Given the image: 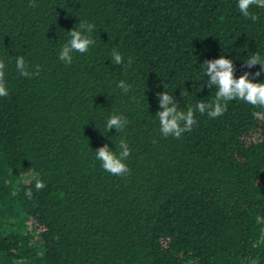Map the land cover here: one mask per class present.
Segmentation results:
<instances>
[{
  "label": "trees",
  "instance_id": "16d2710c",
  "mask_svg": "<svg viewBox=\"0 0 264 264\" xmlns=\"http://www.w3.org/2000/svg\"><path fill=\"white\" fill-rule=\"evenodd\" d=\"M33 2L0 0V264H264V109L196 112L179 138L156 117L159 92L185 112L214 100L205 60H232L236 78L260 70L243 65L264 59V8L250 6L253 23L238 0ZM80 21L95 44L69 65L59 52ZM18 56L39 74L21 76ZM122 139L129 172L115 176L96 150Z\"/></svg>",
  "mask_w": 264,
  "mask_h": 264
},
{
  "label": "clouds",
  "instance_id": "9594fccd",
  "mask_svg": "<svg viewBox=\"0 0 264 264\" xmlns=\"http://www.w3.org/2000/svg\"><path fill=\"white\" fill-rule=\"evenodd\" d=\"M253 5L264 8V0H238L239 11L245 18L255 23L259 18L249 11L250 6ZM35 6L33 0H30L29 7ZM94 27V24L80 21L79 29L75 27L71 31H68L70 39L62 46L59 52V59L70 65L73 61L74 52L87 53L89 47L95 44V40L90 35ZM111 60L117 66L124 62L123 56L116 49L112 50ZM15 63L17 71L23 77L28 78L39 74V66H37L36 72L30 71L23 56H18ZM132 63V58L129 57L126 68L130 67ZM258 64L261 66L259 71L254 74L246 71L239 78H236L235 65L232 60L225 56L214 60H205L203 66L205 75L209 78L207 79V86L209 88L215 86V98L208 103L200 101L194 106H189L186 112L178 110V104L173 95L168 94L166 91L157 93L160 111L157 112L156 117L160 123L161 133L165 137L174 136L175 138H179L182 133L190 131L196 123L194 118L196 112L200 114L207 112L209 117L216 118L227 111V104L232 100H241L255 108L264 109V82H253V79L260 77L264 73V59H261L258 53L253 54L244 61L243 67L251 69ZM5 67V63L0 61V97H6L9 94L5 85ZM250 77H253V79H250ZM118 87L125 93L130 90V85H127L123 80L119 82ZM252 116L254 118H261L264 116V112L253 111ZM127 123L128 121L125 117L112 115L107 119L106 128L108 131L115 128L119 132L125 128ZM116 148L118 149V153L113 152L105 144L96 150V158L102 162V167L107 172L115 176H123L129 172L127 165L123 161L129 157L130 148L123 139L116 145ZM45 186L42 180L37 179L35 181L34 187L36 190H42ZM25 195L31 199L32 189L29 188Z\"/></svg>",
  "mask_w": 264,
  "mask_h": 264
}]
</instances>
